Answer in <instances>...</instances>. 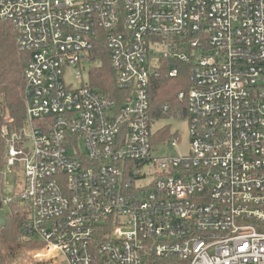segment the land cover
Returning a JSON list of instances; mask_svg holds the SVG:
<instances>
[{
  "label": "built area",
  "instance_id": "obj_1",
  "mask_svg": "<svg viewBox=\"0 0 264 264\" xmlns=\"http://www.w3.org/2000/svg\"><path fill=\"white\" fill-rule=\"evenodd\" d=\"M0 21L28 55L0 209L21 206L35 264H264V0H0ZM99 39L117 97L62 79ZM179 63L188 151L154 156L150 79Z\"/></svg>",
  "mask_w": 264,
  "mask_h": 264
},
{
  "label": "trees",
  "instance_id": "obj_2",
  "mask_svg": "<svg viewBox=\"0 0 264 264\" xmlns=\"http://www.w3.org/2000/svg\"><path fill=\"white\" fill-rule=\"evenodd\" d=\"M90 59L97 65L90 70V86L117 97L118 92L113 83V71L109 65L107 49L103 39H99L90 51ZM28 55L17 44V33L7 21H0V199L3 192L5 176L6 138L12 132H20L25 125V108L28 87L24 71ZM167 66H163L150 79L149 112L153 124L166 114L174 113L184 104L177 100V94L191 86L190 66L179 63L175 77L168 76ZM164 106L168 107L167 113ZM7 115V117H6ZM2 127L6 133H2ZM170 137L168 127L153 131L152 139L157 141ZM23 210L17 202H11L6 208L5 224L0 222V264H35L28 256L32 248L40 247L35 241H18L19 223Z\"/></svg>",
  "mask_w": 264,
  "mask_h": 264
},
{
  "label": "rangeland",
  "instance_id": "obj_3",
  "mask_svg": "<svg viewBox=\"0 0 264 264\" xmlns=\"http://www.w3.org/2000/svg\"><path fill=\"white\" fill-rule=\"evenodd\" d=\"M97 65V62H90L89 69H92ZM89 69L83 68V65H75L72 67H65L62 75V79L64 83L69 87L76 86V70L81 71V75L83 80L85 81L87 77H89ZM7 117V115H6ZM163 127H168L170 135L177 136V145L169 146L163 143L164 140L168 138V136L159 139L158 145L153 151L154 156H164V155H183L188 151V143H189V133L187 128V123L182 118L171 117L169 115H164L158 121H155L152 124V130L155 131L157 129H161ZM7 171V170H6ZM148 176L143 182L148 183ZM24 173L23 170L17 169L12 173H5L4 182H3V192L5 194L18 192L23 185ZM22 183V185H21ZM18 240V239H17ZM19 241V240H18Z\"/></svg>",
  "mask_w": 264,
  "mask_h": 264
},
{
  "label": "water",
  "instance_id": "obj_4",
  "mask_svg": "<svg viewBox=\"0 0 264 264\" xmlns=\"http://www.w3.org/2000/svg\"><path fill=\"white\" fill-rule=\"evenodd\" d=\"M0 222L2 225L5 224V219H4V210L0 209Z\"/></svg>",
  "mask_w": 264,
  "mask_h": 264
}]
</instances>
